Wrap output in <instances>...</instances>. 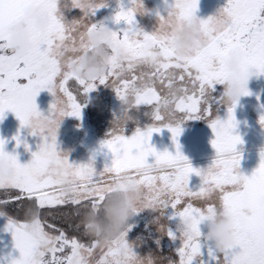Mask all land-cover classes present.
Returning a JSON list of instances; mask_svg holds the SVG:
<instances>
[{"label": "snow or ice", "instance_id": "snow-or-ice-1", "mask_svg": "<svg viewBox=\"0 0 264 264\" xmlns=\"http://www.w3.org/2000/svg\"><path fill=\"white\" fill-rule=\"evenodd\" d=\"M61 3L62 0H0V121L11 111L21 128L28 127L31 118L40 114L36 97L45 89L63 97L68 108L66 116L82 119L87 101H81L71 90L70 82H75L86 98L98 85L111 87L121 101L132 96L135 109H150L145 115L151 123L143 129L137 127L131 136L125 135V130H111L101 142V150L110 152L112 161L99 172L94 167L95 154L88 163L70 162L68 154L58 149L55 131L50 135L30 132L40 136L42 142L24 164L16 154L5 150L7 141L0 138V156H7L15 168L13 177L0 181V191L7 197L0 199V206L14 200L23 206L22 198H27L26 216L34 209L39 211L32 220L17 219L0 211V216H7L5 230L12 233L14 249L19 253L0 258V264H135L137 260L143 264H264V149L252 174L242 173V153L237 145L243 140L235 132L239 101L228 106L226 118L221 119L215 106L223 105L222 94L214 95L217 86H223L226 80L223 63L233 48L245 52L242 96L251 95L250 77L264 74V0H227L216 15L207 19L196 16L199 0H174L167 15L175 10L181 19L198 20L205 37L182 57L170 46L168 37L156 29L148 32L137 25L134 7L121 5L114 21L123 22L126 27L111 32L115 50H122L124 56L113 55L109 70L94 80H83L65 71L59 53L74 61L78 46L85 50L82 34L103 25L93 23L91 17L107 7L106 0H98L88 8L83 7L81 0H63L65 8L83 13L70 22L61 11ZM29 6L45 13L49 24L45 32L33 34L32 51L21 59L10 52L8 29L22 19ZM157 16L159 20L165 18L159 13ZM169 101L173 112L166 122L160 106ZM54 108L52 103L49 111ZM133 119L131 115L129 120ZM191 119L207 121L214 133L211 144L216 156L207 168H194L181 151L183 124ZM259 123L264 127V114ZM163 129L172 134L174 153L158 151L151 143L152 134ZM13 139L17 146L23 143L29 150L19 135ZM192 174L201 177L195 190L189 186ZM121 176L134 179L144 189V207L134 213L151 209L161 210L164 215L165 210H172L168 219L175 221L174 227L161 226L163 234L179 241L169 255L137 253L127 239L132 227L129 224L101 248L84 230L82 235L87 240L75 234L80 232V222L72 225V234L48 222L51 209L68 207L72 211L62 215L78 219L82 209L101 208L113 182ZM218 212L228 214L233 221L234 243L223 252L204 239L205 224ZM184 221H190L191 234L180 231L179 225ZM156 244L159 247L160 241Z\"/></svg>", "mask_w": 264, "mask_h": 264}, {"label": "clouds", "instance_id": "clouds-1", "mask_svg": "<svg viewBox=\"0 0 264 264\" xmlns=\"http://www.w3.org/2000/svg\"><path fill=\"white\" fill-rule=\"evenodd\" d=\"M84 8H88L98 0H81ZM136 13L144 15L147 8L144 0H136L131 4ZM48 16L34 7H26L22 13V19L8 29L11 40L10 52L18 58L27 57L33 48V34L45 32L48 28ZM156 31L169 38L170 46L178 56L189 54L198 44L205 39L198 20L181 19L178 12L172 11L163 20H158ZM85 50L77 48V59L70 61L65 58L64 53H59L62 67L65 71L71 72L83 80H94L102 77L110 67L113 55L123 58L122 50H115L112 42L111 29L105 25L97 26L94 30L82 34ZM245 52L240 48H233L223 63V70L227 77L223 84L222 101L226 107L231 106L242 97L243 88L242 76L244 73ZM55 108L44 114L34 115L28 128L37 134L50 135L57 132L62 121L67 117V105L59 93L53 95ZM83 100L87 98L83 96ZM161 111L167 120L171 117L172 104H161ZM135 109V102L132 96L121 101L119 113L112 120V131L119 133L125 130L130 121L132 110ZM15 175V168L7 156H0V181H8ZM112 191L107 194L103 206L99 209L88 207L81 210L80 226L87 236L96 240L101 248L118 237L128 226L129 219L136 209L144 207V189L136 181L128 176L117 178L112 184ZM69 189L65 188V191ZM161 216L162 211L159 210ZM38 209L29 214V220L38 216ZM161 226L158 231H161ZM180 231L191 234L190 221H184L179 225ZM204 239L213 244L219 251L223 252L230 248L233 243V221L231 217L223 212H218L209 218L204 226ZM135 264H143L137 260Z\"/></svg>", "mask_w": 264, "mask_h": 264}, {"label": "flooded vegetation", "instance_id": "flooded-vegetation-1", "mask_svg": "<svg viewBox=\"0 0 264 264\" xmlns=\"http://www.w3.org/2000/svg\"><path fill=\"white\" fill-rule=\"evenodd\" d=\"M112 3L111 6L103 7L95 12L91 17L93 23H102L113 31L121 30L126 27L123 22L117 24L114 21L115 12L123 5L125 8L131 7L130 0H106V4ZM98 15V16H97ZM100 15V16H99ZM137 21V19H136ZM137 25L138 21H137ZM256 75L250 77L248 81V89L251 95L242 96L235 108V117L238 121V126L235 132L238 133L242 140V144L237 145L238 151L242 153V160L240 171L245 175H251L260 163V151L264 149V134L263 127L259 123V118L263 112V90L255 88L254 81ZM263 80L259 81L260 87H263ZM75 84V82H74ZM74 94L78 95L79 86L75 85L72 89ZM223 86H217V92L214 95L222 94ZM115 93V92H114ZM106 100V99H105ZM107 101V100H106ZM252 104V108H251ZM103 107V106H102ZM216 115L221 119L227 116V107L225 105L217 104ZM119 107H109V109H102L97 111L96 108H85L84 111L90 109L88 114V122L82 113V120L86 124L84 144L86 147V154L88 158H93L95 154V161L99 163L104 169L106 165H110L112 161V154L106 149L101 150V142L108 138L112 130V120L119 113ZM150 109L146 106H141L138 110L134 109L131 115L134 117L125 127V135L131 136L137 127L143 129L151 123V119L145 115ZM98 134L99 138L95 135ZM94 136L99 139L100 145L94 143ZM214 139V133L205 120H187L183 124V132L179 137L182 153L188 158L194 168H207L214 160L216 151L211 144ZM152 145L158 151L168 150L175 152V144L172 140V134L167 129H163L159 133H153L151 137ZM152 158H150L151 160ZM201 177L192 174L189 181V186L193 190L199 187ZM172 210H165L164 215L161 216L159 210L144 209L138 213H134L129 219L128 224L130 228L127 239L134 245V250L140 255H146L149 252L157 255H169L172 250L179 245V241H172L166 234L158 231L160 225H169L174 227L175 221H170L168 216ZM74 233V230L72 231ZM81 235L83 239L87 240V236H83V232L75 233ZM160 241L159 247L156 241Z\"/></svg>", "mask_w": 264, "mask_h": 264}, {"label": "rangeland", "instance_id": "rangeland-1", "mask_svg": "<svg viewBox=\"0 0 264 264\" xmlns=\"http://www.w3.org/2000/svg\"><path fill=\"white\" fill-rule=\"evenodd\" d=\"M174 0H144V4L148 11L144 15H136V19L138 21V26L145 31L151 32L154 31L157 27V22L159 17L157 13L160 15L166 16L168 12V6L172 4ZM227 3V0H199V7L196 13V16L200 19H207L209 16L216 15L218 10L223 8ZM112 3L109 2L107 6H111ZM61 11L67 21H72L73 19H79L82 16V11L76 8H65L63 6V0L61 3ZM98 16V15H97ZM100 16V15H99ZM254 81V85L256 89L263 90V112H264V74L256 76ZM263 80V87H260L258 82ZM71 90L74 88L76 84L74 82H70ZM115 91L105 85H98L97 88L87 96V102L85 107L83 108L84 118H86L87 122L89 119V110L84 111L85 108H93L97 111L102 110L103 108L109 109V107H119L121 100L117 97ZM78 98L83 101V94L81 91L78 92ZM107 101H106V100ZM54 102V97L51 93H49L46 89L41 91L39 95L36 97V103L38 109L44 114H48L50 105ZM103 106V107H102ZM252 108V104H251ZM82 112V113H83ZM86 124L82 120L77 119L76 117L67 116L62 121L60 128L58 129L57 141H58V149L62 153H67L70 162L81 164L88 163L89 158L86 154V147L84 144V135H85ZM31 130L28 127L21 128V124L19 119L15 116V114L11 111H8L2 121H0V138H3L7 141L5 145V150L9 153H14L18 156L20 163L24 164L31 160L32 152L37 151V146L42 142V138L38 135L34 136L30 134ZM264 134V127H263ZM19 135L21 141H26L29 150H26L24 144L21 143L17 146L16 140L13 137ZM96 135V133H95ZM99 138L98 134L96 135ZM94 143L100 145L99 139H96L94 136ZM95 169L99 172L102 171V167L99 163L95 161L94 163ZM23 200V198H22ZM18 207L21 206L19 201H15ZM1 218L7 219V216H0ZM3 223V221H0ZM1 227V226H0ZM6 229V227H5ZM3 230L0 234L1 243L4 242L3 238L6 236L7 247L9 251L14 255L19 254L18 250L14 249V241L12 238V233L10 231ZM1 230V229H0ZM7 250H2V252L6 255Z\"/></svg>", "mask_w": 264, "mask_h": 264}, {"label": "trees", "instance_id": "trees-1", "mask_svg": "<svg viewBox=\"0 0 264 264\" xmlns=\"http://www.w3.org/2000/svg\"><path fill=\"white\" fill-rule=\"evenodd\" d=\"M13 195H16V193H13ZM4 193L0 191V199H6ZM19 203H21L19 201ZM29 204V201L27 198H23V206L21 204L20 207H18L17 203L12 201L7 206H0V211L7 212L8 215H12L14 218L17 219H26L28 218L26 216L25 208ZM53 214L50 216H47V220L49 223H55L57 227H61L67 230L68 233L72 234V231L74 230L72 225L79 223L81 220V216L77 219L75 217L72 218H66L62 215L63 212H70L72 209L68 207H62L59 209H51L50 210ZM80 232H83V227L80 226Z\"/></svg>", "mask_w": 264, "mask_h": 264}, {"label": "crops", "instance_id": "crops-1", "mask_svg": "<svg viewBox=\"0 0 264 264\" xmlns=\"http://www.w3.org/2000/svg\"><path fill=\"white\" fill-rule=\"evenodd\" d=\"M0 221H3V223H0V234H1V232L5 229V227H6V225H7V223H8V220H5V218L3 217V218H1L0 217ZM6 236L3 238V240H5L4 242L2 241V243H1V238H0V258H3V257H6V256H8L9 254H11L12 256H18L19 254H16V255H14L13 253H11L10 251H9V248L7 247V242H6ZM2 250H7L6 252H7V254L5 255L3 252H2Z\"/></svg>", "mask_w": 264, "mask_h": 264}]
</instances>
